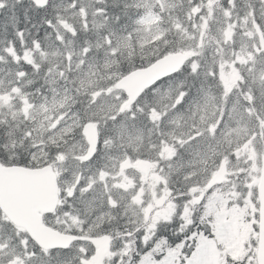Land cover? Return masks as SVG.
<instances>
[{"label":"snow or ice","instance_id":"6c2138e0","mask_svg":"<svg viewBox=\"0 0 264 264\" xmlns=\"http://www.w3.org/2000/svg\"><path fill=\"white\" fill-rule=\"evenodd\" d=\"M16 2L20 3V0ZM96 3L102 6H93V14L102 16L107 21L106 0H96ZM228 4L229 8L225 11L229 12L231 19L230 12L235 7V0H228ZM32 5L41 10L48 8L47 0L43 4L41 0H32ZM112 6L119 7L115 3ZM6 7L8 0H0V9ZM71 7L77 8L76 0H72ZM83 7L80 5V8ZM261 7L264 8V0ZM248 8L253 21L259 24L260 21H255V6L249 4ZM123 9L127 22L121 24V15L112 16L111 20L120 24L121 30L109 28L96 45L97 50L102 49L104 52L103 65L90 63L93 48L85 41L75 60L69 56L65 63L62 58L58 64L49 68L53 79H63L66 85H72L65 87L63 96L58 101L54 100V106L59 104V108L56 111L57 122L53 124L50 135H59L61 139L54 141V147L49 145L41 150L33 141L32 129L25 124L21 136L28 149L17 148L15 141L9 140L12 134L8 133L0 142V170L63 169L67 162L65 157L76 160L78 166L91 167L101 148L111 150L115 147L117 164L114 167L123 168L130 161L139 163L141 158H156L161 165L158 172L169 175L183 159L181 149L191 155L190 149L198 151L206 146V153L212 156L213 168H219L227 162L233 169L241 170L245 181L249 180L248 170L251 169L252 160L247 150L255 153L257 164L264 160V47L254 41L257 47L248 52L252 57L250 64L242 69H235L239 80L233 81L230 87L223 78L226 70V62L221 55L223 42H217L219 47L211 60L205 59L201 63L204 49L196 44L194 38L193 45L200 47V51L184 53L187 58L174 72L159 77L137 96L129 109L124 110L129 97L119 86L120 82L138 69H148L168 56L178 54L179 49L169 42L167 33L154 38L145 46L135 36L140 31L142 16L139 5L135 0H126ZM130 9H136V14L130 15ZM261 21H264V14L261 15ZM45 23L48 28H54L51 19ZM81 28L88 31L87 20L82 23ZM17 34L19 38H23L22 29ZM72 34L76 35L75 32ZM58 37L63 39L59 33ZM33 43L40 46L39 41ZM126 46L130 47V51L125 56ZM138 48L154 54L141 58V62L137 64L135 53ZM239 56V51L233 50L230 61L233 66L240 62ZM125 62L127 68L122 67ZM73 71L80 73L77 79H69V74ZM19 75L23 78L27 73L21 72ZM212 89L216 91L213 93ZM54 95L60 96L55 90ZM81 96L85 100H80ZM16 102L20 103L19 100ZM77 103L83 104V114L80 110L72 111ZM202 110L210 112V115L207 119H196L197 113ZM156 113L161 114L158 122L153 119ZM186 118H191L192 123L186 133L178 136L172 126ZM69 120L72 121L71 124L68 123ZM138 121L151 125L146 140L138 139L142 131L136 127ZM89 125L97 129L98 135L94 142L85 136ZM233 135L236 137L234 143L230 139ZM73 140L75 144L70 143ZM170 143L176 145V155L171 160L160 161V154L166 150L164 146ZM77 144L83 145V150L79 153L75 151ZM130 145H138L140 150L136 151ZM242 149L246 150L243 154ZM83 171H87V168H83L78 175L73 174L71 186L69 182H64L60 192L64 204L53 212L43 214V222L49 228L68 233L72 237L71 243L63 247L44 248L29 233L21 232L12 220H7L13 235L0 240V264H94L95 248L82 237L105 232V217L112 216L114 205L110 192L97 191L94 186V176L98 175L101 181L104 180L105 168L98 169L93 177H85ZM184 178L187 180L186 174ZM190 186V183L185 184L183 190L187 191ZM131 195L127 198L130 199ZM97 201L98 206L93 208ZM3 216L4 211L0 209V217ZM90 229L95 231L90 232ZM13 238L14 244L11 243ZM252 247H256L255 242H252ZM19 248L23 251L18 252ZM144 255L145 253L137 252L138 257ZM254 256L255 253L250 249L242 261L233 264H251L250 258ZM112 264H124L123 257H114ZM137 264H143L142 260H138Z\"/></svg>","mask_w":264,"mask_h":264},{"label":"rangeland","instance_id":"374dc122","mask_svg":"<svg viewBox=\"0 0 264 264\" xmlns=\"http://www.w3.org/2000/svg\"><path fill=\"white\" fill-rule=\"evenodd\" d=\"M130 2H132V0H130ZM135 2L139 5V9L142 10L140 13H143L139 25L140 31H138L142 32V34H139V40L142 42L144 40H150L151 37L159 36V26L156 24V19L151 14L152 9L153 7L158 8L159 5L163 8L161 9L162 11L170 10L174 5V0H137ZM70 5L68 0H52L50 8L57 11L59 14L53 28L57 39L51 40V37L48 38L50 41L46 47H37L34 44L32 47L33 50L28 51L29 54L25 57L26 61L31 63L34 62L35 58L32 57V54H34L35 51L38 52L40 59L45 58L47 60V65L50 68V66L59 63V60L56 59L57 57L63 58L65 63H67L69 56L75 60L76 57L80 55L76 51V43L72 34L74 32L73 21L77 18L76 13L72 12V7H70ZM83 6V8L86 7V5ZM247 6L248 0H235V7L231 9V19H229V12L225 11V9L229 8L228 0H207L205 2V9L208 21H202L204 24L202 28L199 29L201 30L200 33L198 32L197 35L187 28L179 32L178 41L190 42L192 46L190 52L194 50L200 51V47H194L193 45L194 38L196 44L203 47L205 56H203L204 59L201 60V63H203L205 59L211 60L216 53V49L219 47L217 42H223L221 55L226 62V70L223 73V78L230 87L233 85V81L239 80L238 71L235 69H242L241 67L239 68V66L250 64L252 57L248 55V52L257 47V43H254V41L258 42L259 46L264 47L263 36L255 27V22L252 19L251 13L246 10ZM80 10V6L77 5L76 11ZM197 12H199L198 8L195 9L193 17L197 16ZM82 13H84L83 10ZM99 18L100 16L94 15L93 11L89 10V20H98ZM123 23L125 22L121 21V24ZM210 23L213 27L209 26ZM115 27L121 30L120 24H116ZM192 28L194 31L197 30L195 21ZM138 32L136 33L138 34ZM58 33L63 38L62 40L58 37ZM233 50H238L240 53V62L235 66L230 62ZM89 61L93 65H103L105 63L104 52L102 53V57L89 59ZM73 73L74 79L80 76L78 71H73ZM47 79L49 90H51V97L46 98L43 100L42 104L38 105L41 111L40 113H45L46 115H40L39 112H35L33 110L34 105L26 104L25 101L21 107L18 108L16 102V96L17 94L19 95L18 89L16 87L8 89L6 87L7 85L0 81V92H2V94H0V108L6 106L16 117H18L20 113H31L32 115L30 114V116L36 117L37 119L38 115V120L40 122L44 121L47 124L48 127L46 132L43 133L47 146L43 142L37 144L41 150L46 149L49 145L54 147V141L61 139L59 135H50L52 133L53 124L57 122L56 111L59 108V104H55L54 106V100L58 101L63 96L66 86L72 87V85H66L63 79H53L50 72H47ZM209 83H211V81H209ZM14 88L17 89V91L13 92L12 89ZM54 90L55 93H59L60 96H55ZM233 99L235 100L236 98L233 97ZM21 100H25L23 95L21 96ZM130 107L131 106L125 104L124 110ZM81 114H83V112H81ZM209 115L210 112L202 110L197 113L196 119H200V117L207 119ZM153 119L158 122L161 119V114H154ZM26 120L32 121L29 117H27ZM68 123L71 124L72 121L69 120ZM191 123V118H186L173 126L179 127L180 133L183 135L187 132V128ZM136 127L142 130L138 139L146 140L149 135L148 129L151 128V125L149 124L147 129L137 124ZM161 127L165 126L161 125ZM37 128L41 129L40 125H38L36 129ZM173 131L178 134L176 129H173ZM76 139L78 140L79 137ZM230 139L234 143L236 140L235 135ZM70 143L75 144V140L70 141ZM172 145L173 144L170 143L164 146L166 150L160 154L159 160H165L166 158L171 160L176 155V150ZM130 147L135 148L136 151L140 150L138 145H130ZM82 150L83 145L77 144L75 151L79 153ZM189 151L191 155L184 153L182 149V155L185 156L180 161L179 165H177L169 175H162L156 168V162L158 163L156 158H154L155 161L149 158H141L139 163L130 161L128 164L124 165L123 168H119L114 167V165L117 164L116 148L113 147L111 150L101 148L95 161L91 163V167L87 165L78 166L76 160L65 157L67 162L64 163L63 169H58L60 170V183L62 187H64V182H69V186H71L70 182L73 180V174L75 173L78 175L83 168H87V171H83L85 177H93L98 169L105 168L106 174L103 181L99 179L98 175L94 176L96 180L94 186L97 188V191H103L105 193L110 192L114 205L112 216L105 217V223L109 221H118V217L115 216L116 210H119L121 219L125 221V224H132L138 221L137 219L142 218V216H148L145 218L148 224L142 223L140 227L136 228L137 234H143L144 238L148 239L153 236V231L151 229H153L154 225L159 221L168 219L173 213V205H175V203L174 199H171V196L173 192H182L180 188L182 185H176L178 188H175L176 186L172 187L169 179L176 176L174 174L177 173L178 170H181V172L184 173L182 174L183 176L175 179L183 180L193 185V187L187 189L189 195L188 206L192 207L197 204L198 201L204 199L205 193L211 190L212 202L210 208L215 217V223L212 224V228L215 229V234L218 239L221 237L235 255L238 253L239 249H235L233 237L237 235V230L247 226L244 235L248 231V248H250V245H252L250 237L256 235L254 227L258 224L255 195L261 168L260 164L256 163L255 153L250 149L247 150L249 152V158L252 160V166L251 169L248 170L250 179L245 181L241 176V170L239 168L233 169L227 162L223 163L224 166L213 168L212 156L210 153H206V146L198 151H193L191 149ZM244 151L246 150H241L242 154ZM166 171L168 170L166 169ZM185 174L187 175V180L184 178ZM237 183H241L244 186V194L238 191L239 185ZM148 192L151 194V199H153V201L146 198ZM132 193H134V195H131ZM130 195L131 198H127ZM98 204L99 201L94 203L92 207L95 208ZM116 205H118V207ZM188 209L189 208L185 209L183 212L185 224L190 222ZM114 225L116 227L117 223L114 222ZM89 231H95V229H90ZM10 235H13L12 232L4 225L3 219L0 218V240L6 239ZM86 236L91 237L92 235L86 234L84 237ZM219 240L217 241L220 243ZM11 243H15V238H13ZM129 245V243H126L122 244L120 247L119 244H114L112 253L110 255L108 254V256L111 258L116 254V251L120 252L122 255L127 254ZM252 250L256 253V248H252ZM17 251L22 252L23 249L19 248ZM222 251L227 253V250L223 247ZM215 253L216 249L213 247V244L211 242L205 243L202 247V251L199 253V263L211 264L212 260L216 257ZM250 261L251 264H256L255 257H251Z\"/></svg>","mask_w":264,"mask_h":264},{"label":"water","instance_id":"95a60500","mask_svg":"<svg viewBox=\"0 0 264 264\" xmlns=\"http://www.w3.org/2000/svg\"><path fill=\"white\" fill-rule=\"evenodd\" d=\"M32 1V0H31ZM49 0H47L48 3ZM41 3H44V0H41ZM175 66L167 67L168 70H163V66L158 65L147 71H140L134 74V87H132V83L120 84V87H123L127 90L128 94L132 95L130 103H133L137 96L140 95L141 92L144 91L150 84L154 81L158 80L159 77L167 75L169 72H172L176 69ZM86 138L89 141H95L97 138V132L92 126H88L85 132ZM1 173V172H0ZM24 178V179H23ZM37 179V180H36ZM264 180V178H263ZM50 178L47 174L43 172L39 174L38 172H28L26 176L23 174L19 175L18 173L14 174L13 172H8L6 174H2L0 176V192H1V200H5V198H12L13 204L16 207H29L32 210L29 211L31 215L26 216L23 213V216L20 217V223L26 224V222L30 223L33 227V231L30 227L31 235L33 233H46L49 234L51 238L55 239L57 242H61L64 238L59 236L57 233L52 232L48 228L42 226L41 217L38 215V211H46L49 210L53 202L55 201V197L49 190L47 184H49ZM40 184V185H38ZM259 195L261 198V243L259 246V261L260 264H264V185L259 187ZM26 212V211H20ZM97 264H100L99 262Z\"/></svg>","mask_w":264,"mask_h":264},{"label":"trees","instance_id":"16d2710c","mask_svg":"<svg viewBox=\"0 0 264 264\" xmlns=\"http://www.w3.org/2000/svg\"><path fill=\"white\" fill-rule=\"evenodd\" d=\"M29 3L28 0H20V3H17L16 0H8V7L0 10V50L6 57L11 56L10 53L6 52L8 49L12 46H20L19 40L21 38L18 37V30L22 29L23 33L32 39L36 33L37 35L39 33L42 34L43 28L45 27V21L42 23L40 19L37 21L34 19L35 16L32 15L34 8ZM9 61L14 64L13 58L9 59ZM173 231V229L167 231L166 237L172 235ZM146 249L139 250L142 253H146ZM149 250L160 252V247L158 245L152 246Z\"/></svg>","mask_w":264,"mask_h":264},{"label":"bare ground","instance_id":"6f19581e","mask_svg":"<svg viewBox=\"0 0 264 264\" xmlns=\"http://www.w3.org/2000/svg\"><path fill=\"white\" fill-rule=\"evenodd\" d=\"M12 15V14H11ZM11 21V20H10ZM41 21V20H40ZM116 25V24H115ZM187 131H188V128H187Z\"/></svg>","mask_w":264,"mask_h":264}]
</instances>
